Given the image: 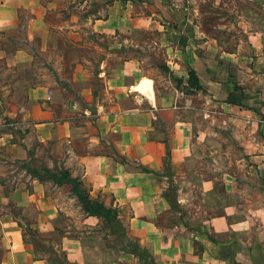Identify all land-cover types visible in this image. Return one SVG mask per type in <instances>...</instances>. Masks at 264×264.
<instances>
[{
  "label": "crops",
  "instance_id": "obj_1",
  "mask_svg": "<svg viewBox=\"0 0 264 264\" xmlns=\"http://www.w3.org/2000/svg\"><path fill=\"white\" fill-rule=\"evenodd\" d=\"M171 1L0 0L5 91L24 81L23 104L0 102V264H57L45 245L61 264L139 263L110 235L79 231L102 220L83 213L70 185L35 171L40 163L117 208L157 264H227L233 246L234 264L264 262V44L245 21L205 24L185 6L196 0ZM113 47L160 49L162 59L127 51L90 69L84 56H57ZM169 182L177 211L162 196Z\"/></svg>",
  "mask_w": 264,
  "mask_h": 264
},
{
  "label": "rangeland",
  "instance_id": "obj_2",
  "mask_svg": "<svg viewBox=\"0 0 264 264\" xmlns=\"http://www.w3.org/2000/svg\"><path fill=\"white\" fill-rule=\"evenodd\" d=\"M168 1V0H165ZM182 1L184 2V0H179L178 2H180V4L182 3ZM172 1L170 0V3ZM183 4V3H182ZM189 6L195 9H198L199 12L202 11L203 13H205V17H204V23L205 24H212V25H221V26H231L232 24H234L237 27V23L241 22V21H245V23H248L250 25L253 26V31L254 32H258L260 34V42L264 44V0H196V2L194 3H185V6ZM180 8H182V5L180 6ZM200 15L199 16H192V20L193 22H197V20H201L200 19ZM233 30V29H232ZM231 31V28H230ZM236 32V29H234L233 31H231L230 33L234 34ZM22 37V36H21ZM121 40V38H119ZM146 39V38H145ZM147 39H151L154 40L156 39L155 36L153 35H149L147 36ZM22 43H24V38H22ZM96 42L101 45L102 41L101 39H97ZM261 46V45H260ZM10 47V46H9ZM261 49L264 50V46L260 47ZM9 49V48H8ZM7 49V50H8ZM132 52L130 54H146V56L148 57H154L156 59H162V52L160 49H148V48H118V47H113L111 50L106 49V52H108V54L110 53L111 56L109 57L108 54H103L102 50L97 48V49H92V48H80V49H68V48H63L61 50V52L59 54H57V56L59 55H64L65 58H67L66 60H72L73 57L75 56H84L87 59H91L93 62V66H90V69H95L98 67V61H101L104 58H112L113 57V65L119 64L121 62L122 59H124L125 57L128 56V53ZM56 54H49V59L51 61H54V59L57 58ZM42 60V58H37L35 61L37 64H39V62ZM23 68L20 67L18 69V72H20V74H22L20 76V74H18V78H23L25 77V75L29 76V71L30 70H26L24 72H22ZM168 70V68L163 65L162 66V71L166 72ZM34 71H36L34 69ZM9 71H7V69H5L3 66H0V102L2 103V106L5 105L6 101H14L15 103H17L18 105L23 104V100H24V88H23V84L24 81L17 79L16 83H15V95L13 94H7V90L5 91V87H6V79L9 76ZM99 73V72H98ZM103 75L106 76L107 72L105 71V73L103 72ZM14 91V90H13ZM9 93V92H8ZM134 168V166H131L130 168ZM35 171H43L45 170V166L42 165L41 163L38 165V167H36L34 169ZM62 170V169H61ZM44 174V173H43ZM162 174L164 176H167V173L165 171H162ZM45 175V174H44ZM159 175H157V179H158ZM79 219H81V217H79ZM86 228H83V227ZM90 227V228H89ZM79 231L83 234H87L86 232L90 231V232H97V233H102L106 234V235H110V233L104 228L103 223H98V222H86L84 223V225L82 226L81 229H79ZM114 235H110L107 239V244L108 245H118L120 243H117L116 241H114ZM206 235H203V239L206 242ZM96 240V239H95ZM106 243V241H105ZM237 247H230L226 250V259L229 260L227 262V264H234L237 263L236 261V253H237ZM44 252L47 253H53L54 255V260L57 264H61L62 263V255L60 253H58L55 248H53V246H47L45 245V247L43 248ZM144 254L139 255V261L140 263H142L143 259H144ZM251 259H253V257H251ZM257 260V259H256ZM248 261V259H247ZM251 261V260H250ZM253 263V261H252ZM256 264H264L263 261L257 260Z\"/></svg>",
  "mask_w": 264,
  "mask_h": 264
},
{
  "label": "trees",
  "instance_id": "obj_3",
  "mask_svg": "<svg viewBox=\"0 0 264 264\" xmlns=\"http://www.w3.org/2000/svg\"><path fill=\"white\" fill-rule=\"evenodd\" d=\"M126 2L127 0H121ZM188 84L192 87H198L197 79L193 72L189 73ZM168 153L164 161V169L167 175H170V164L168 159ZM47 175L48 179L52 180L58 186L63 184H68L71 186L72 194L77 198V201L83 211L87 216L95 217L102 220L103 226L110 233L114 235V241L120 243L115 245L120 251L130 253L135 257L139 258V255L144 254V259L142 263L138 264H157L146 249L142 248L136 240L127 237V232L123 227L119 219V210L114 207H106L99 199L92 198L89 192L84 188L83 184L72 177L66 170H60L56 174L43 170ZM143 172L151 173L147 169H142ZM155 176L160 175V173H152ZM163 198L169 203L172 211L178 210V203L176 197V187L173 186L172 182H169V187L162 192ZM212 244L217 245L211 238L209 239Z\"/></svg>",
  "mask_w": 264,
  "mask_h": 264
}]
</instances>
